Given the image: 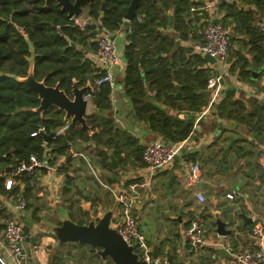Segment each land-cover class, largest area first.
Segmentation results:
<instances>
[{"label": "trees", "instance_id": "1", "mask_svg": "<svg viewBox=\"0 0 264 264\" xmlns=\"http://www.w3.org/2000/svg\"><path fill=\"white\" fill-rule=\"evenodd\" d=\"M132 1L91 0L83 8L93 22L81 28L70 20L68 13L55 0L49 3L48 0H0L1 195L9 193L4 183L16 160L36 155L56 165L57 159L68 156L74 144L78 143L95 146L101 170L112 171L111 154L124 169L133 165L132 157L145 164L144 146L131 134L116 130L110 116L113 90L109 85L95 87L103 73L91 56L97 53V41L103 32L113 34L124 26V17ZM104 2L106 11L100 23ZM199 5L195 0H140L137 15L129 24L130 33L124 50L125 79L122 83L125 95L132 104L135 118L170 144L187 141L194 132V119H183L180 115L199 114L209 105L208 81L214 72L194 46L205 42L199 33L204 30V20L210 19L208 15L203 17L205 14L192 13L191 9ZM219 8L225 15V26L236 25L238 31L250 37L253 45L264 41V33L254 23V11L264 13V0L223 2ZM147 20L149 24L145 23ZM95 24L102 25V34L94 28ZM57 26H61V34ZM254 50L264 52L258 46ZM231 61L230 74H238L243 83H255L251 77L254 64L234 53ZM32 62L38 81L44 80L51 87L59 84L67 94L71 92L73 80L80 87L88 82L93 85L91 100L95 111L87 117L93 135L77 124H68L63 111L56 107H48L42 114L35 111L40 106L37 93L17 80L28 75ZM178 92L181 93V100L177 98ZM241 105L231 99L222 101L217 106L219 117L242 121L238 116ZM41 129L56 136L48 143L41 133L32 136ZM186 157L191 159V155ZM60 170L68 175L66 188L71 186L70 166ZM31 178L33 176L26 175L21 181L30 186ZM119 180V170L112 176H104L108 185ZM26 194L23 197L29 199ZM30 207L28 204L26 210ZM189 227L190 223L186 230ZM24 231L25 237L28 236L26 226ZM75 244L82 248L86 246ZM91 254H94L93 249ZM83 259L75 257L73 264H83ZM59 263L65 264V260ZM88 263L92 261L88 260Z\"/></svg>", "mask_w": 264, "mask_h": 264}, {"label": "crops", "instance_id": "2", "mask_svg": "<svg viewBox=\"0 0 264 264\" xmlns=\"http://www.w3.org/2000/svg\"><path fill=\"white\" fill-rule=\"evenodd\" d=\"M195 1L200 5L193 7L195 11L192 13L198 12L201 16L205 14L203 17L208 15L210 19L204 20V30L199 33L205 39L204 32L210 22H224V12H220L219 8L224 0ZM255 25L259 27L257 23ZM228 26L232 27L231 59L233 53L239 54L254 64L251 77L255 83L241 82L238 74H230L220 62L215 65L208 64L214 74L224 75L221 93L224 89H234L235 94L227 96L222 93L216 99L209 92L207 108L210 111L203 115L200 121L198 119L201 113L180 115L183 119H194V132L187 140L181 157L171 166L161 171H152L132 157L133 165L124 169L119 164V181L103 185L101 180L103 181L104 176H112L117 170H101L95 146L78 143L74 144L68 156L59 157L56 165L49 163L48 168L37 170L30 180V186L22 181L15 182L9 193L0 194V223L3 224L4 217L18 215L16 198L25 196V193L29 197L25 198L31 207L20 214V219L28 229L24 249L31 264H60L62 259L65 264H73L75 257L88 258L97 263V257L91 254L92 248L87 245L82 248L75 243H69L73 244V250L65 253V246L58 245L57 239L50 233V226L59 223L64 215L76 223L98 221L108 210L113 212L114 217L116 211H120L114 193L129 192L134 183L140 185L139 191L143 197L134 208L133 214L141 219L140 231L145 235L153 253L157 248L159 256L167 257L175 264H236L233 256L220 255V249L211 244L218 240L229 241L234 254L244 248L254 247V240L249 231L255 222L264 223V170L259 164V153L264 144L261 140L264 137V52L256 51L254 47L258 46L264 50V41L253 45L250 37L243 31H238L236 25ZM259 29L264 33V28ZM129 33V26H123L115 33L116 40L121 39L122 43L120 65L114 75L116 88L110 95V116L116 130L131 134L145 146L152 141L163 139L154 135L145 124L135 118L132 104L125 95L122 84L126 70L124 50ZM91 56L93 58L94 54ZM260 63L262 66H255ZM231 64L230 60L229 65ZM226 99L242 104L238 115L242 121L219 117L217 106ZM94 111L92 105L91 113ZM87 151L93 154L92 166L96 173L100 174L99 179L89 175L81 176L82 168L87 169V164L91 162L85 164L88 160ZM190 155L191 159L186 157ZM182 158L197 162L201 166L203 183L199 191L206 197L204 204L197 201L193 191H186L184 188L185 169L181 163ZM68 165L73 182L66 188L68 175L60 169ZM228 195L234 196L230 199ZM84 206H87L86 210L83 209ZM194 207H199L204 212L207 225L205 238L208 246L205 252L198 256L187 246L185 236ZM215 213L220 215L226 223V228L231 231L227 237L218 235ZM4 245L2 226L0 254L4 253Z\"/></svg>", "mask_w": 264, "mask_h": 264}, {"label": "built area", "instance_id": "3", "mask_svg": "<svg viewBox=\"0 0 264 264\" xmlns=\"http://www.w3.org/2000/svg\"><path fill=\"white\" fill-rule=\"evenodd\" d=\"M235 0H224L226 3H233ZM192 11H195L192 8ZM84 15V14H83ZM81 17H71L70 20L81 28H85L93 22L90 17L84 15ZM254 22L259 27L264 28V13L255 12ZM61 26H57L58 32L61 34ZM205 42L194 46L197 52L202 55L209 53L222 64L224 70L229 71L232 48V27L225 26L221 21L216 23L210 22L204 32ZM98 50L94 56V60L98 69L103 76L96 82V88L103 85H109L112 90L116 88L115 71L120 65L119 48L116 39H113L110 33L103 32L98 38ZM224 75L214 74L208 81V89L214 98H218L222 93L221 80ZM91 98V95H90ZM209 109L201 112L200 121L203 115L209 113ZM69 124V122H67ZM67 128V127H66ZM37 133L32 134L33 137ZM187 141L170 144L165 141H152L144 146L143 161L152 171H161L171 166L177 158L181 157L185 149ZM182 166L185 169L184 188L186 191H193L195 198L200 204L206 202L205 195L199 191L203 183L201 166L197 162H190L188 159H181ZM259 164L264 170V144L261 146L259 153ZM49 167L48 160H41L36 155H31L26 160H16L15 165L5 180V189L11 191L15 182L22 180L24 176H34L37 170ZM139 184H132L129 192L120 191L114 193L119 210L112 218L111 227L118 230L125 242L129 246L134 247V251L140 255V260L146 264H175L167 257L153 256V250L149 245L145 235L140 231L141 219L133 214L134 208L141 201L142 193L139 191ZM234 195H228L230 199ZM17 199V216L5 219L3 224L4 233V253L0 254V264H31V261L24 249L25 231L24 223L20 219V214L27 211V201L23 197ZM206 219L201 208L194 207L191 211L190 227L186 230L185 236L191 252L198 256L203 254L208 246L205 238ZM249 234L254 240L253 248H244L237 253H233L231 243L229 241H216L211 244L217 249H225L230 252L236 260V264H264V223L255 222Z\"/></svg>", "mask_w": 264, "mask_h": 264}, {"label": "water", "instance_id": "4", "mask_svg": "<svg viewBox=\"0 0 264 264\" xmlns=\"http://www.w3.org/2000/svg\"><path fill=\"white\" fill-rule=\"evenodd\" d=\"M53 0H48V3ZM58 5L62 7V10L68 13L71 17H81L84 14L83 6L89 4L91 0H55ZM140 0H133L128 8V11L124 17V26L128 27L130 22L137 15V7ZM106 11V3H103L102 14L100 17V23L103 21L104 12ZM214 21L213 23H216ZM149 24L147 20L145 22ZM95 29L102 34V25L95 24ZM153 30H156L153 28ZM113 39H116L115 33L111 34ZM204 59L209 65L217 64L218 60L212 57L209 53L203 55ZM19 82L26 84L32 90H34L40 101V106L35 109L36 112L43 113L48 107H56L62 110L64 113L65 121L71 124H77L82 129H85L90 135H93L92 128L88 125L87 117L90 115L89 110L93 103L90 95L94 92L93 85L88 82L86 86L80 87L76 80H73L71 92L67 94L62 90L59 84L55 86H47L45 81H38L35 77L34 62L31 63L28 75L26 77L18 78ZM221 84L224 85V80H221ZM234 89L223 90L222 93L227 96H234ZM208 93V92H207ZM177 98L182 99L181 93H177ZM44 135L46 142H50L56 134ZM264 141V137L261 138ZM111 166L114 170L119 167L116 157L110 155ZM217 218V232L220 237H227L231 234V231L226 228V223L222 221L219 214H214ZM113 218V212L108 210L105 212L102 218L98 221L90 220L88 223L81 225L72 221L67 216H62L60 224L50 227V233L57 239L58 245L62 246L69 243H77L80 245H87L94 250V254L98 259L95 263L92 261L90 264H146L140 260V255L134 251L133 246H129L123 237L120 235L117 229L111 227ZM252 221V219H250ZM3 223H0V228ZM222 256H231L230 252L225 249L219 250ZM153 256L157 258L158 252L155 248Z\"/></svg>", "mask_w": 264, "mask_h": 264}, {"label": "rangeland", "instance_id": "5", "mask_svg": "<svg viewBox=\"0 0 264 264\" xmlns=\"http://www.w3.org/2000/svg\"><path fill=\"white\" fill-rule=\"evenodd\" d=\"M85 14V13H84ZM86 15V14H85ZM82 20H84L85 19V16L84 15H82ZM119 39V38H118ZM116 42H117V44L119 45L118 46V48H119V55H120V49H121V43H122V40L121 39H119L118 41L116 40ZM92 112V107L90 108V110H89V114ZM88 153H89V155H88ZM87 157H88V160L86 161V163L85 164H87V163H89V161H91V159H93V154L91 153V151H87ZM93 164H92V161L89 163V164H87V169H88V171H87V169L85 168V169H83L82 168V177H87V175H89V176H91V177H95V178H97V179H99L100 178V174H98V173H96V170L93 168V166H92ZM83 167V166H82ZM101 180V179H100ZM101 182H102V184L104 185V183H106L105 181H104V179H103V181L101 180ZM104 193H105V191H104ZM85 205V204H84ZM87 206H84V208L83 209H87L86 208ZM150 206H148V209H150L149 208ZM81 209V208H80ZM83 209H81V210H83ZM62 210H60V212H61ZM118 213V211H116V214ZM56 215V214H55ZM59 215H61V213H59ZM22 220V219H21ZM50 224V223H49ZM58 223H53L50 227H52V226H56ZM158 226H160L159 224H157ZM165 226V225H164ZM71 245H73V244H71ZM71 245H69V244H66V246H65V248L63 249V251L66 253H68V252H71L72 250H73V247L74 246H71ZM88 260L89 259H87V258H84L83 259V264H89L88 263ZM94 262V261H93Z\"/></svg>", "mask_w": 264, "mask_h": 264}, {"label": "flooded vegetation", "instance_id": "6", "mask_svg": "<svg viewBox=\"0 0 264 264\" xmlns=\"http://www.w3.org/2000/svg\"><path fill=\"white\" fill-rule=\"evenodd\" d=\"M84 13H85V10H84Z\"/></svg>", "mask_w": 264, "mask_h": 264}]
</instances>
